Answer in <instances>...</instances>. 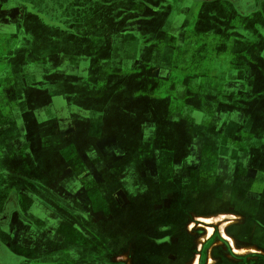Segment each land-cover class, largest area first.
<instances>
[{"label":"crops","instance_id":"0c3cea01","mask_svg":"<svg viewBox=\"0 0 264 264\" xmlns=\"http://www.w3.org/2000/svg\"><path fill=\"white\" fill-rule=\"evenodd\" d=\"M24 1L26 6H0V15L9 18L0 17V181L24 204L14 237L3 240L19 253V264H112L93 235L84 239L37 203L42 197L56 204L88 200L96 207L93 218L98 213L102 221L112 211L98 204L114 202V192L103 194L99 187L114 188L129 157L152 162L155 152L161 187L184 186L185 165L176 149L199 155L213 139L212 186L221 187L216 196L235 208L220 215L226 229L237 225L230 217L241 218V231L230 237L244 244L238 249L250 264L255 250L256 263L264 264V0H218L213 6L212 0ZM214 16L223 17L224 35ZM223 43L229 46L226 72H237L221 84L230 93L220 101L236 108L215 116L222 119L218 128L209 117L202 131L212 100L197 93L211 92L212 81L193 73L201 67L194 57ZM177 54H193L184 72L174 68L186 59ZM213 66L218 63L211 60L208 69ZM248 122L256 125L244 132ZM233 123L240 125L232 133ZM250 154L261 160L251 164ZM219 156L229 161L219 164ZM225 164L237 167L235 177L224 174ZM250 164L258 181L244 190L240 181L254 180ZM187 169L211 171L199 161ZM233 179L241 190L227 195ZM125 181L131 185V178ZM23 186L34 187V196L18 190ZM81 216L88 234L101 232L90 213ZM30 219L38 225L32 242L25 238ZM54 233L60 242L49 239Z\"/></svg>","mask_w":264,"mask_h":264},{"label":"flooded vegetation","instance_id":"af4514ba","mask_svg":"<svg viewBox=\"0 0 264 264\" xmlns=\"http://www.w3.org/2000/svg\"><path fill=\"white\" fill-rule=\"evenodd\" d=\"M1 5L20 7L26 6L27 3L24 0H0ZM0 17H3L5 21H9L6 15H0ZM171 143L173 144L175 141L171 139ZM188 144L189 140L184 141L185 146ZM176 150L178 153L174 156L179 157V163H184L185 165L183 174H181L185 178V181H183L185 182L184 186L161 187L160 169L157 167V160L160 157L155 152H153L152 156L153 163L141 158L136 161L131 156L129 157L131 161L129 164H120L119 179H117L120 182L116 180L114 188L110 186L99 187V191L103 194L114 192V202L98 204V207L112 211L110 216H106L102 221L98 213H95L98 218L96 220L93 218V212L96 207L95 204L89 203L88 200L78 204L73 202L56 204L45 200L46 198L41 196L43 201L40 203L36 199L39 201L37 204L45 207L52 214L61 216L65 225L78 229L84 239L93 235L104 249L101 252L102 256L110 258L112 264H144L147 256L143 253L150 246L153 247L152 257L159 264H165L166 261L169 264H195L196 259L193 256L196 257L197 255L192 253L194 243L200 239V235L205 233L204 229H208V227L198 224L200 222L199 218H212L213 215H219L224 211L234 212L235 208H232L230 203L228 205L222 202L221 198L216 196V187L212 186V147L204 151L202 149L199 155L195 154L193 150L185 149L183 151L179 148ZM225 160L227 159L219 156L218 163L222 164ZM252 160H255V162L260 161L261 157L257 159H252L251 157L249 159L251 164ZM192 161H199L202 168H210L211 171H192L187 169L189 162ZM251 164L248 172L254 174V180L240 181L244 190L248 187L251 188L252 183L258 181V175L251 169ZM224 167V174H233L235 177L236 166L225 164ZM104 176L107 178L109 173H105ZM233 176L232 178H234ZM128 177L131 178V185L125 184V179H128ZM234 179L227 184L225 194L234 195L237 194L238 190H241L240 183L235 184L236 181ZM10 190L8 186L0 181V264H19L20 261L19 253L10 249L6 241L3 240L4 238H13L12 228L15 227V224L22 221L20 212L23 211L22 206L24 204L16 201L18 195L13 194ZM18 190L23 191V193L26 191L24 195L28 194V196L36 193L32 186H23L18 188ZM20 191L19 193H21ZM258 194L264 195V190L262 194L260 192ZM155 203L158 204L156 205ZM82 211L90 213L92 221H98L97 223L101 226L99 234L95 232V234L90 232V235L88 234V222L82 218ZM193 220L197 221L194 222ZM239 220L240 222H233V224H237L235 227L226 229L229 236L236 229L241 231V218ZM243 221L246 222L244 219ZM26 223L30 226L25 231L28 236L25 238L31 241L36 236L38 240V235L33 234V231L35 233L37 230L38 225L31 219L27 220ZM191 223L192 225H190ZM132 226H135L136 230ZM35 227L37 228L34 229ZM61 228L60 226L58 229ZM85 234L87 235L85 236ZM219 235L217 231L214 232L215 238ZM47 236L49 234L45 235L46 238ZM49 237L52 241L57 238V235L54 233ZM241 237L246 240L243 234ZM57 239L60 242L61 239ZM225 240H223L221 245H217L218 247L216 244L214 245L215 240L212 236L207 240L200 241V243L204 242L202 248L204 252L207 251V247L212 249V258L215 260L214 262L212 260V264H250L247 260L248 256L244 258L238 249L239 246L244 244L235 239H233V243L228 239ZM121 248H124L125 251L120 253L119 250ZM136 250L138 257L134 260L133 251L135 252ZM258 254L259 252L255 250L252 258L254 260L250 261L251 263L257 264L256 262H260L259 259L257 260ZM203 256H197L198 264H204Z\"/></svg>","mask_w":264,"mask_h":264},{"label":"rangeland","instance_id":"374dc122","mask_svg":"<svg viewBox=\"0 0 264 264\" xmlns=\"http://www.w3.org/2000/svg\"><path fill=\"white\" fill-rule=\"evenodd\" d=\"M221 1H218V0H212V6L216 3L220 4ZM264 2V1H263ZM223 17L222 16H214L212 17V19L214 20H217V23L214 25L215 26V29H223V35L225 34L224 32V25H223V20H220L222 19ZM212 29H213V24H212ZM228 32V27L226 28V33ZM228 48L229 46L227 44H224L223 45H219L217 47V49L215 50V52H212V54H199L198 56H195L194 58L196 59L197 57H199L200 59H196L198 61V63L200 62L201 64V67L200 68H194L192 71L193 73H197L199 74V76H201V79L202 78H205L206 80H211L212 81V90L211 92L209 91H201L198 92V96H201L202 97V100L204 101L203 98L207 97V100H212V106H208L209 109L208 111L205 113L203 112V116H205L203 119H202V131L204 130L205 126H208L210 124V122L212 121V126H216L217 128L220 127V125L222 124L220 121L222 119H220L219 117L221 115H226L227 113H231V111H228L229 109H232V110H235L236 107H229L227 106L226 104L222 103V101H220V97H223L224 95H227L228 93H230V91L228 90H225L223 89V86L222 85V89L220 88L221 87V84L225 81V79H227V83H230V74L231 73H236L237 71L236 70H232L231 72L227 73L226 70L228 69L227 67V60L225 58V54L228 52ZM236 50V49H235ZM234 54H237V53H240V51H234L233 52ZM193 54H177V58L179 56H185L186 59H182L180 62H178V60L174 63L175 66L174 68H179L181 70V72H184V69L186 68H189V62L191 61V58L193 57L192 56ZM195 55V54H194ZM224 56V57H223ZM242 58V57H241ZM237 59V58H236ZM244 59V58H243ZM212 60V64L213 62H217L218 63V66L217 67H212V71H210L208 69V64L210 63V61ZM242 60V59H241ZM246 60V59H244ZM194 64H196L197 62L194 61L193 62ZM208 63V64H207ZM205 64V65H204ZM215 65V64H214ZM169 68H171L172 66H168ZM226 74H229L228 77H226ZM225 84V83H223ZM217 88V89H216ZM252 90L250 91H247L245 92V96L246 98H249L250 96H252ZM234 94V92H233ZM208 95H211L212 98ZM218 99L219 103L218 102H215V100ZM206 102H204L205 104ZM221 104V105H220ZM218 105H220V107H218ZM226 107V108H224ZM239 113L241 114H245L244 110L239 107V109L237 110ZM225 113V114H224ZM235 114V113H234ZM215 116H219V117H215ZM210 117V120L208 119ZM208 119V122H206ZM216 120V123H214ZM205 125V126H204ZM231 125V132L233 133L234 131H236L239 127V123H233V124H229V126ZM256 124H253L251 122H248L245 127H244V132H250L251 131V127L255 126ZM237 128V129H236ZM236 129V130H235ZM227 130H228V127H227ZM227 130H226V133H227ZM216 130H213L212 129V132ZM217 133V132H216ZM215 141V142H214ZM221 144H224L225 140H219ZM218 142V140L216 139H213V143H212V158H213V155H214V152L216 151V147L215 146V143ZM218 145V144H217ZM220 145V144H219ZM250 157H251V154H250ZM221 158H224V156H221ZM215 189V188H214ZM223 189V188H222ZM216 190L217 192H221V187L217 186L216 187ZM156 205L158 203H155ZM153 205V204H152ZM200 222L198 224H202L204 225L205 227H208V228H211L213 229V233L210 235L212 236V238H214L215 242H214V245L216 244L217 245H221L223 243V240H225V238H227V235H225V231H226V219L223 218L222 215H213L212 218H206V217H200ZM204 219H208L210 220V222H205ZM228 219V218H227ZM194 222H196L195 220H193ZM229 222H240L239 218H237L236 216L234 217H230L228 219ZM231 222V223H232ZM192 225V223L190 224ZM134 230L135 229V226H132ZM203 230V229H202ZM217 231L220 235L217 236L216 238L214 237V232ZM204 235H200V239L198 241H196V243H194V250L192 251V253H195L198 257L199 255L202 257L203 256V253H204V256H203V260H204V264H212V260L213 262L215 261L213 258H212V249L209 247H207V251L204 252L202 250L203 248V244L204 242L200 243V241H203V240H207L209 237H207L209 234V230H205L204 229ZM207 237V238H206ZM230 237V236H228ZM206 238V239H205ZM228 239V238H227ZM233 239V238H232ZM213 240V239H212ZM229 241H231L229 239ZM232 242V241H231ZM213 247V246H212ZM101 250H99V253H100ZM125 251L124 248H121L119 250V252H123ZM152 251H153V247H147L146 248V251L143 253V254H146V259L144 260V264H159L157 263L153 257H152ZM155 251V250H154ZM194 257V259L197 260L198 257ZM138 257L137 255V250L134 252L133 251V258L134 260H136V258Z\"/></svg>","mask_w":264,"mask_h":264},{"label":"bare ground","instance_id":"6f19581e","mask_svg":"<svg viewBox=\"0 0 264 264\" xmlns=\"http://www.w3.org/2000/svg\"><path fill=\"white\" fill-rule=\"evenodd\" d=\"M204 221H205V222H210V220H208V219H204ZM208 230H209V234H207V235H208L207 237H209V236L213 233V229L208 228ZM203 235H204V234H203ZM207 237H206V238H207ZM206 238H205V239H206ZM227 238H228V240L230 239V240L232 241V243L234 242V240H233L231 237H228V236H227ZM203 241H204V240H203ZM231 241H230V242H231ZM235 246H236V245H235ZM195 264H198V260H196Z\"/></svg>","mask_w":264,"mask_h":264}]
</instances>
